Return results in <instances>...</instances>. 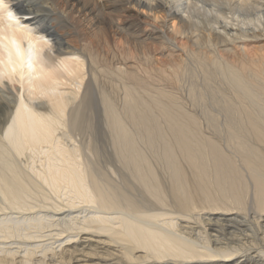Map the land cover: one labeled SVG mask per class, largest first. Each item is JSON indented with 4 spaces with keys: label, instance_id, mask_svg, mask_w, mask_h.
Listing matches in <instances>:
<instances>
[{
    "label": "bare ground",
    "instance_id": "obj_1",
    "mask_svg": "<svg viewBox=\"0 0 264 264\" xmlns=\"http://www.w3.org/2000/svg\"><path fill=\"white\" fill-rule=\"evenodd\" d=\"M0 111V264H264V0H0Z\"/></svg>",
    "mask_w": 264,
    "mask_h": 264
},
{
    "label": "rangeland",
    "instance_id": "obj_2",
    "mask_svg": "<svg viewBox=\"0 0 264 264\" xmlns=\"http://www.w3.org/2000/svg\"><path fill=\"white\" fill-rule=\"evenodd\" d=\"M34 3V2H33ZM223 11V13H222V16H227V17H229L231 14H230V11L228 10V9H226V8H224V9H222ZM204 15H206V14H204ZM29 16H31V15H29ZM210 16V17H209ZM256 16V15H255ZM208 17L211 19V20H208L207 19V17H205L208 21H210L209 23L207 22V21H205V23H207L206 25L207 26H209V28H210V25L212 24L213 26H217V24H214V21H217V20H220V21H223L224 19L222 18V17H220V16H215V15H208ZM223 19V20H222ZM194 21H191V25L190 26H188V29L187 30H190V29H194V28H196V27H199L198 25H200L199 24V21H197L196 19H193ZM213 20V21H212ZM60 18L58 19V22H57V24L61 27V26H63V24H64V22H62L63 24H61L60 22ZM198 22V23H197ZM210 24V25H209ZM192 26V27H191ZM187 53V52H186ZM186 53H185V55H186ZM116 57V56H115ZM185 57V56H184ZM190 57V56H189ZM108 76H111V75H108ZM111 83H114V82H112L111 81ZM115 84V83H114ZM179 86V85H178ZM116 88V89H115ZM109 91L111 92V94H112V96L115 98V96H116V92H117V87H111V88H109ZM116 91V92H115ZM174 91H175V89H174ZM175 92H178L177 90L175 91ZM1 115H2V113H1V111H0V119H1ZM21 163H23L24 164V162H21ZM43 204V203H42ZM41 203H40V206L39 205H37V206H39V207H34L33 208V210L32 211H27L26 213H28L27 215H34V216H41L42 215V217H45L47 214V216H46V219H48L49 217V212H48V210H46V209H44L45 207L42 205ZM42 206V207H41ZM41 207V208H40ZM39 208V209H38ZM40 210V211H39ZM45 210V211H44ZM42 211H43V213H42ZM31 214H30V213ZM39 212V213H38ZM42 213V214H41ZM8 214V213H7ZM18 214V215H17ZM15 213L14 215H16V216H21L22 215V213ZM3 216V215H2ZM48 220H50V219H48ZM47 220V221H48ZM45 230V229H44ZM43 230V231H44ZM47 230V229H46ZM42 231V232H43ZM39 233V232H38ZM41 233V232H40ZM13 246H17L16 244L15 245H13Z\"/></svg>",
    "mask_w": 264,
    "mask_h": 264
}]
</instances>
